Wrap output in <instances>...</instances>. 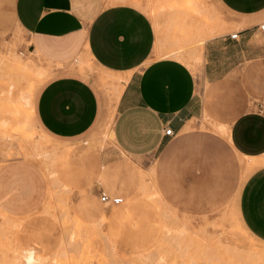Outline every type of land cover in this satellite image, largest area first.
<instances>
[{
  "label": "rangeland",
  "instance_id": "374dc122",
  "mask_svg": "<svg viewBox=\"0 0 264 264\" xmlns=\"http://www.w3.org/2000/svg\"><path fill=\"white\" fill-rule=\"evenodd\" d=\"M112 1L148 17L153 57L162 50L188 61L200 55L196 70L187 67L201 95L207 86L203 42L238 27L230 25V14L216 0ZM10 4L0 0V162L31 164L43 186L32 210L19 216L0 211V264H264L254 257L264 250V238L249 232L237 214L240 186L257 166L247 168L245 158L214 144L211 150L234 158L129 156L114 145L115 103L127 73L86 56L67 62L95 90L98 113L76 138L42 130L34 101L52 71L27 49ZM225 117L203 110L195 120L221 136L214 125L228 126L234 116ZM101 191L120 196L121 203L101 202Z\"/></svg>",
  "mask_w": 264,
  "mask_h": 264
},
{
  "label": "crops",
  "instance_id": "0c3cea01",
  "mask_svg": "<svg viewBox=\"0 0 264 264\" xmlns=\"http://www.w3.org/2000/svg\"><path fill=\"white\" fill-rule=\"evenodd\" d=\"M216 1L230 14V25L238 26L237 39H229V33L205 38L207 86L200 95L186 64L176 56L151 55L150 21L134 6L111 0H11L10 12L26 36L27 49L52 71L35 96L39 126L59 139L88 130L98 113L97 94L87 79L66 67L75 57L86 56L102 68L127 73L111 126L121 152L234 158L211 150L214 144L241 158L264 160V31L258 28L264 22V0ZM203 110L221 121L234 117L228 126L214 125L221 136L211 134L200 128L205 123L195 120ZM166 125L172 136L162 134ZM42 186L31 164L19 158L0 162V211L19 216L32 210ZM237 214L249 232L264 238V164L247 170Z\"/></svg>",
  "mask_w": 264,
  "mask_h": 264
},
{
  "label": "bare ground",
  "instance_id": "6f19581e",
  "mask_svg": "<svg viewBox=\"0 0 264 264\" xmlns=\"http://www.w3.org/2000/svg\"><path fill=\"white\" fill-rule=\"evenodd\" d=\"M158 53H159L158 56H161V55L162 56L163 55H165V56H176L184 64H186L187 66L189 65L190 67H192L195 70H196V68L198 66V62H199V59H200V55H198V57L195 58L193 61H190V60L188 61L187 59H185V57L177 54V51L176 52H173L172 50H162V52H158ZM122 87H123V85L120 87L119 94H120V92H122L121 89L123 90ZM246 161L248 162L247 163V168L252 167V166H258V165H260L259 163L261 162V160H255V159H251V158H246ZM256 256L257 257H260L259 259H261L262 257L264 258V250H262V252H260L258 255H255L254 257H256ZM258 261L261 262V260H258Z\"/></svg>",
  "mask_w": 264,
  "mask_h": 264
},
{
  "label": "built area",
  "instance_id": "2783aa9c",
  "mask_svg": "<svg viewBox=\"0 0 264 264\" xmlns=\"http://www.w3.org/2000/svg\"><path fill=\"white\" fill-rule=\"evenodd\" d=\"M258 28L262 31H264V22L260 23L258 25ZM237 31L231 32L228 34V38L231 40H236L237 39ZM162 134L164 136H172L173 135V131L172 129L166 125L165 127H163V132ZM100 201L103 203H108V204H119L122 201V198L120 196H109L106 192L101 191L100 192Z\"/></svg>",
  "mask_w": 264,
  "mask_h": 264
}]
</instances>
